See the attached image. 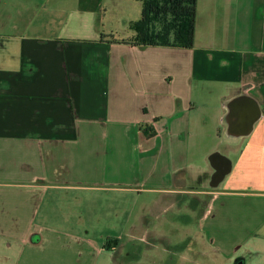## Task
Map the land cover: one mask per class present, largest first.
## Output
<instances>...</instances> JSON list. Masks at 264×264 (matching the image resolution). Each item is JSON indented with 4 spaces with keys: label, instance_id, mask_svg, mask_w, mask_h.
<instances>
[{
    "label": "crops",
    "instance_id": "crops-1",
    "mask_svg": "<svg viewBox=\"0 0 264 264\" xmlns=\"http://www.w3.org/2000/svg\"><path fill=\"white\" fill-rule=\"evenodd\" d=\"M144 1L0 0V264H264V0H197L192 48Z\"/></svg>",
    "mask_w": 264,
    "mask_h": 264
},
{
    "label": "trees",
    "instance_id": "trees-1",
    "mask_svg": "<svg viewBox=\"0 0 264 264\" xmlns=\"http://www.w3.org/2000/svg\"><path fill=\"white\" fill-rule=\"evenodd\" d=\"M196 21L197 0H145L138 39L145 44L192 48Z\"/></svg>",
    "mask_w": 264,
    "mask_h": 264
},
{
    "label": "rangeland",
    "instance_id": "rangeland-1",
    "mask_svg": "<svg viewBox=\"0 0 264 264\" xmlns=\"http://www.w3.org/2000/svg\"><path fill=\"white\" fill-rule=\"evenodd\" d=\"M16 40L8 38H0V64H6V58L8 50L15 47ZM7 46V47H6ZM7 53V54H6ZM3 78L0 72V80ZM3 90V89H1ZM154 214V213H153ZM147 217L152 218L151 212L146 214ZM165 217L161 219L163 227H168V224L164 222ZM182 233L174 232L168 236H174L175 241L180 238ZM168 238L158 239V243L154 242L155 238L151 234L147 240L138 243L136 247L137 259L134 260V264H214L208 256L203 255L204 248L208 249V246L204 243L190 242V243H165ZM127 251V249H125ZM135 261L137 263H135ZM133 264V263H132Z\"/></svg>",
    "mask_w": 264,
    "mask_h": 264
}]
</instances>
